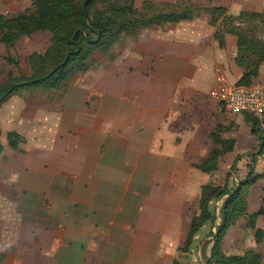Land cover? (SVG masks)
Wrapping results in <instances>:
<instances>
[{"label":"crops","instance_id":"1","mask_svg":"<svg viewBox=\"0 0 264 264\" xmlns=\"http://www.w3.org/2000/svg\"><path fill=\"white\" fill-rule=\"evenodd\" d=\"M184 1L225 7L232 15L264 9V0ZM5 5L8 0H0ZM209 20L202 13L142 30L117 44L110 56L96 57L64 88H22L0 104L3 264H175L197 213L187 203L198 202L201 186L212 182L193 165L207 159L214 133L234 141L218 159L214 183L223 185L232 168H222V159L251 151L238 168L242 176L235 175H258L249 189L247 214L261 208L264 147L260 150L244 116L224 125L220 105L210 97L217 68L233 83L241 77L234 62L236 37L227 34L221 49ZM40 34L49 46L51 34ZM40 34L9 48L18 51L23 40ZM43 48L18 52L27 62L19 64L24 77L31 74L28 57ZM7 56L8 46L0 44V82L10 69ZM252 84L264 89V63ZM260 125L264 138V119ZM10 133L22 139L16 150L8 144ZM254 224L249 228L247 219L239 218L227 230L222 251L258 253L264 264V216ZM256 230L262 232L259 243Z\"/></svg>","mask_w":264,"mask_h":264},{"label":"trees","instance_id":"2","mask_svg":"<svg viewBox=\"0 0 264 264\" xmlns=\"http://www.w3.org/2000/svg\"><path fill=\"white\" fill-rule=\"evenodd\" d=\"M31 2V8L20 14H0V44L13 47L21 38L43 32L51 34V42L45 51L34 52L28 57L31 74L27 78L20 73L17 59L10 55L6 57L10 69L6 79L0 82V104L22 88L44 91L62 89L74 75L88 71L95 64L96 57L110 56L112 48L125 38H135L140 31L151 27L162 28L167 24L193 20L202 13L209 15V23L214 29L213 38L221 49L225 47L227 34L236 37L234 62L242 71L237 85L255 86L252 82L264 62V9L260 12L241 11L238 15H232L225 7L205 8L184 0H173L172 3L145 0L140 7L135 6V0ZM243 116L258 138L262 150L264 138L260 121L249 115ZM7 140L14 150L22 142L21 137L15 133L8 134ZM233 144V140L222 141L214 133L213 147L207 159L193 167L206 174L213 173L222 152H230ZM1 151L0 145V154ZM233 172L232 167L223 185L210 182L201 186L198 212L190 221L180 251L187 253L193 238L209 223L211 229H215L209 232L205 247L208 252L204 255L202 251L206 256V264H261L262 256L258 253L226 255L221 248L227 230L239 218L245 217L248 227L254 228L256 218L264 216V202L259 210L247 214L249 189L255 184L258 175L249 173L239 179ZM218 201H221L219 211L214 213L210 207ZM261 238L262 232L256 230V243ZM3 261L4 256L0 253V264Z\"/></svg>","mask_w":264,"mask_h":264},{"label":"rangeland","instance_id":"3","mask_svg":"<svg viewBox=\"0 0 264 264\" xmlns=\"http://www.w3.org/2000/svg\"><path fill=\"white\" fill-rule=\"evenodd\" d=\"M3 1L5 2V0H3ZM136 5L138 7H140V5H141L140 0H138L137 2L135 1V6ZM30 7H31V1L30 0H8V5L0 6V13L16 15V14H19V13L23 12L24 10L30 8ZM259 37L261 38V36H259ZM127 38H129V37H127ZM130 39H132V38H130ZM44 44H46V45H44ZM41 46L44 47L43 48L44 50L48 47L46 34H40L39 36L35 37L34 39H31L30 42L23 40L18 45V51L16 49L15 50L13 49V51H11L10 50L11 48L8 47V55H10L12 58L17 59L18 63L21 64V66L25 67L27 64L26 58H24V56H18V52H20L21 55H25L29 51L28 49L40 48ZM26 47L28 49H26ZM114 47L112 48V50L114 49ZM255 86H257V85H255ZM257 87H259V86H257ZM259 88L263 89L262 87H259ZM219 108H220V121L224 122L223 123L224 125L234 123L235 118H243V117H241L242 115L232 116V115L226 113L225 111H223L221 109V106H219ZM263 119H264V116L262 117L261 121ZM261 131H262V128H261ZM221 133H222V131H221ZM262 136H263V133H262ZM250 152L251 151H249L247 153H243V154H237V156L235 155V158L232 157V161H229V162L226 161V159H222L220 165L224 169L226 167H229V168L233 167L234 173L236 172L237 176H242V175H238L239 174L238 172L240 171V169H238V168L241 167L240 163L242 162V160L249 161V158H251V156H252V154ZM221 156L223 157L224 155L221 154ZM227 164H228V166H226ZM210 175H211L210 179L214 183L215 176L213 173H210ZM219 179H220V177H219ZM222 179H223V176H222ZM187 207H188L189 211H191V212L193 210H197V212H198V202L196 201V199L194 200L191 198L187 203ZM215 208H216L215 205L212 206V204H211L210 210L214 211V213L216 212ZM210 231H211V227H210L209 223H207L205 226H203L200 229V231L193 238V242H192V245L190 247V250L187 253L180 252V254H178V256L176 258L178 260H176L175 264H206V256H204V255H206L205 253L208 252V249L205 250V247H206V244L208 243L207 238L209 237ZM202 251H203L204 255H203Z\"/></svg>","mask_w":264,"mask_h":264},{"label":"built area","instance_id":"4","mask_svg":"<svg viewBox=\"0 0 264 264\" xmlns=\"http://www.w3.org/2000/svg\"><path fill=\"white\" fill-rule=\"evenodd\" d=\"M210 97L230 115H249L259 121L264 116V90L257 86L237 85L229 81L220 68L215 70Z\"/></svg>","mask_w":264,"mask_h":264}]
</instances>
